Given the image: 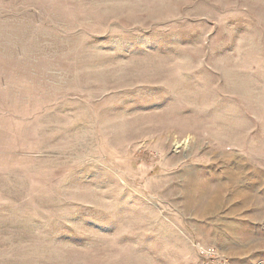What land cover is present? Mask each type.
Instances as JSON below:
<instances>
[{
  "label": "rangeland",
  "instance_id": "1",
  "mask_svg": "<svg viewBox=\"0 0 264 264\" xmlns=\"http://www.w3.org/2000/svg\"><path fill=\"white\" fill-rule=\"evenodd\" d=\"M0 264H264V0H0Z\"/></svg>",
  "mask_w": 264,
  "mask_h": 264
},
{
  "label": "built area",
  "instance_id": "2",
  "mask_svg": "<svg viewBox=\"0 0 264 264\" xmlns=\"http://www.w3.org/2000/svg\"><path fill=\"white\" fill-rule=\"evenodd\" d=\"M197 248H198V251L200 254H202L203 256L206 255V256H209V257H215L216 253H215V250L212 248V247H204V246H198L197 245Z\"/></svg>",
  "mask_w": 264,
  "mask_h": 264
}]
</instances>
